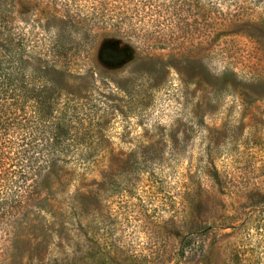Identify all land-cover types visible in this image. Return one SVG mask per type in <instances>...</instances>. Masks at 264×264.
<instances>
[{
	"label": "trees",
	"instance_id": "16d2710c",
	"mask_svg": "<svg viewBox=\"0 0 264 264\" xmlns=\"http://www.w3.org/2000/svg\"><path fill=\"white\" fill-rule=\"evenodd\" d=\"M186 1L0 0V263L41 262L54 252L68 259L70 251L88 246L89 238L84 245L74 239L91 227L98 200L109 197L111 185L127 183L126 192L139 184L148 161L143 151L115 148V117L123 118V127L126 121L130 129L141 126L144 147L158 150L160 159L166 149L180 153L181 139L203 131L209 110L201 104H176L179 117L168 129L160 121H145L157 112L156 102L168 90L172 71L183 75V88L210 79L199 60L141 59L118 78L94 67L89 47L102 33L145 41L156 49L183 47L188 41L173 36L172 30ZM100 63L108 65L105 57ZM236 79L234 72L225 73L211 92L219 96L234 91ZM107 83L110 92L99 94V86ZM245 84V95L264 92L263 82ZM150 131L166 133L164 147ZM125 136L119 134L118 144ZM209 158L199 172L203 187H222V174ZM178 199L180 223L195 198L187 206L183 193ZM19 241L33 245L35 254H13ZM200 242L196 233L186 235L179 255L204 250Z\"/></svg>",
	"mask_w": 264,
	"mask_h": 264
},
{
	"label": "rangeland",
	"instance_id": "374dc122",
	"mask_svg": "<svg viewBox=\"0 0 264 264\" xmlns=\"http://www.w3.org/2000/svg\"><path fill=\"white\" fill-rule=\"evenodd\" d=\"M21 1L27 4L31 0ZM185 5L182 11L178 9L172 30L173 36L188 41L183 47L156 49L145 41L105 33L91 40L89 47L94 67L118 78L141 59L189 56L199 60L210 79L183 88V75L172 71L168 90L156 102L158 113L145 121L148 125L160 121L168 129L176 115L179 117L176 104H201L209 110L203 131L181 139L180 153L166 149L160 159L158 150L144 147L141 126L132 130L125 120V129L123 118L115 117V148L143 151L148 161L139 184L126 192L122 189L127 183L111 185L109 197L98 200L91 227L78 231L74 239L82 245L90 239L81 251H70L68 259L54 252L41 262L26 259L14 264H264V92L245 95L243 88L247 82L264 83V0H187ZM102 57L107 66L100 63ZM227 72L237 76L234 91L214 95L211 88ZM195 88H199L196 94ZM110 90L111 84H101L98 93ZM132 119L135 125L137 119ZM122 133L126 136L118 144ZM155 134L150 131L154 141L164 147L166 133ZM209 156L222 174V187L212 183L203 187L199 172ZM114 168L116 171V163ZM180 192L185 206L190 198L195 203L177 223ZM35 215H39L37 211ZM190 233H196L201 239L197 245L205 248L180 256L183 239ZM35 252L25 241H19L12 251L26 256Z\"/></svg>",
	"mask_w": 264,
	"mask_h": 264
}]
</instances>
